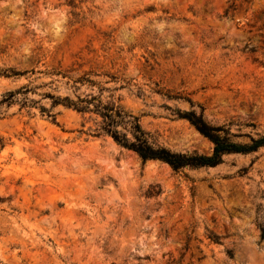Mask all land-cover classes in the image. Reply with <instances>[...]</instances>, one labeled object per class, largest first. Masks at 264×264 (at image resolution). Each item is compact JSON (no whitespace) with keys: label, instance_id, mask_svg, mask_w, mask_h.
<instances>
[{"label":"rangeland","instance_id":"obj_1","mask_svg":"<svg viewBox=\"0 0 264 264\" xmlns=\"http://www.w3.org/2000/svg\"><path fill=\"white\" fill-rule=\"evenodd\" d=\"M6 69L0 264H264V147L173 171L95 136V98L175 153L212 149L177 112L264 136V0H0Z\"/></svg>","mask_w":264,"mask_h":264},{"label":"trees","instance_id":"obj_2","mask_svg":"<svg viewBox=\"0 0 264 264\" xmlns=\"http://www.w3.org/2000/svg\"><path fill=\"white\" fill-rule=\"evenodd\" d=\"M56 75L66 77L60 71H56ZM23 73H18L12 69L0 70V77L9 78L20 76ZM91 81L85 78L78 77L73 83H82ZM27 91V90H25ZM20 91L7 92L1 99L0 103H10L12 98L19 94ZM177 99H188L175 96ZM52 104H62L67 108H72L77 112H83L86 107L78 106V102L89 103L86 100L71 101L68 97H50ZM93 98H91L92 100ZM95 114L100 117V122L96 124L95 136L104 134L108 136L116 145L123 149L133 152L142 161H158L167 165L173 171H179L184 168H201V167H216L222 163V157L228 154H248L256 151L258 148L264 147V136L251 140L249 144H240L231 140V135L224 126H213L208 124L203 119L202 112L196 113L194 111L177 112L179 118L185 119L194 129L211 144L212 149L210 154H201L196 151L191 153H175L170 150L157 146L150 142L149 133L142 130L137 118L128 115L120 107L114 105H103L100 100L95 98ZM40 112L46 114L47 118L54 120V115L40 107ZM125 124L128 127L123 129V132L118 131V127ZM261 238L264 237V230H260Z\"/></svg>","mask_w":264,"mask_h":264}]
</instances>
